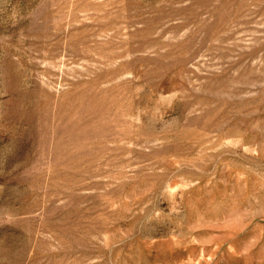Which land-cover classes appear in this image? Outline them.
<instances>
[{"label": "rangeland", "instance_id": "374dc122", "mask_svg": "<svg viewBox=\"0 0 264 264\" xmlns=\"http://www.w3.org/2000/svg\"><path fill=\"white\" fill-rule=\"evenodd\" d=\"M0 264H264V0H0Z\"/></svg>", "mask_w": 264, "mask_h": 264}]
</instances>
